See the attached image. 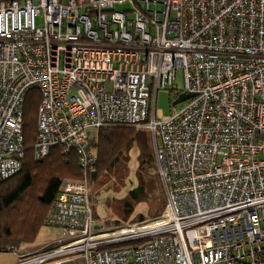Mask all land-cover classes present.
<instances>
[{
	"label": "built area",
	"instance_id": "1",
	"mask_svg": "<svg viewBox=\"0 0 264 264\" xmlns=\"http://www.w3.org/2000/svg\"><path fill=\"white\" fill-rule=\"evenodd\" d=\"M179 72L177 97H194L157 120ZM31 90L35 159L62 145L84 168L48 217L57 248L34 264H264V0H0V182L21 168ZM109 125L151 132L160 218L93 221L89 141Z\"/></svg>",
	"mask_w": 264,
	"mask_h": 264
},
{
	"label": "trees",
	"instance_id": "2",
	"mask_svg": "<svg viewBox=\"0 0 264 264\" xmlns=\"http://www.w3.org/2000/svg\"><path fill=\"white\" fill-rule=\"evenodd\" d=\"M39 103L40 94L36 90L26 94L23 107V137L26 150L21 160V168L0 182V253H16L21 246L36 243L44 226L52 229L48 224V217L62 184L84 176V168L74 149L58 145L53 147L46 157L35 159L33 148L37 136ZM138 136L135 127L109 125L98 129L94 138L89 141V148L96 158L92 170H86L89 181L92 182L89 199L93 207L100 202L101 192L96 191L105 188V183L110 180L114 183L117 181L115 170L121 167L122 155L127 153L134 141L138 144L141 161L146 158L154 159V154L139 142ZM93 170L94 177L91 176ZM88 186L90 187V183ZM122 201L123 221H104L107 226L119 228L127 222L138 224L145 220L158 219L163 215L167 198L155 161L150 163L148 171L140 173L138 185L132 188ZM141 203L150 206L148 215H133L135 208Z\"/></svg>",
	"mask_w": 264,
	"mask_h": 264
},
{
	"label": "rangeland",
	"instance_id": "3",
	"mask_svg": "<svg viewBox=\"0 0 264 264\" xmlns=\"http://www.w3.org/2000/svg\"><path fill=\"white\" fill-rule=\"evenodd\" d=\"M22 3V2H20ZM125 6H122L120 8H124ZM118 9V7H116ZM134 16L132 14L129 15V18L132 19ZM111 88V85H108V89ZM182 91V77L181 73H178V79L174 83V86L172 88L167 89H160L156 94V101H155V118L157 120H165L171 116V114L179 111L185 104H179L177 106H172V102L176 99V96L179 92ZM152 98H153V92H152ZM150 106L152 110V100L150 101ZM38 115V113H37ZM149 119H151V111L149 115ZM138 136V140L142 145L153 153V146H152V137L151 132L146 128V125L136 127L135 128ZM33 152V151H32ZM139 147L136 141L133 142L132 147L127 151L126 154L122 155L121 159V167H118L115 170L117 181L110 182L113 180H110L109 182L105 183L104 186H106L103 189L97 190L96 192H101L99 195V203L98 205H95L96 207H92L91 210L94 212L95 217L93 218V221L96 223L97 226H102L103 229L107 231H112V226H107L104 221H109L111 223H116L119 221H123L124 216L122 214V208L123 205L122 199L127 196L128 192L136 187L138 185V180L140 178V173L146 172L149 169V165L152 161H155L154 159L146 158V160L141 161L139 159ZM94 172V170H93ZM79 180H73V181H80ZM71 181V180H68ZM88 184L90 183L89 190L92 189V182L89 181V177H87ZM103 187V186H102ZM101 187V188H102ZM96 204V203H95ZM148 204L141 203L137 205L135 208L134 214H143L145 216L148 215L149 208ZM148 222V220H145ZM134 225V223H125L123 225H120L119 228H124L127 226ZM54 237V238H53ZM61 240L60 237H58L57 232L52 229H49L48 226H44L38 236L37 242L31 245H23L20 247L19 250H17L16 255H18L19 262L20 263H26V264H34L33 259L43 255L45 252L31 254L33 249H36L40 247V241L43 240L44 242L50 243L54 240ZM57 248V247H56ZM52 250H49L48 252H51ZM47 252V253H48ZM56 260V259H55ZM18 262V259L15 257V253H0V264H9V263H16ZM55 261L48 262V264L53 263Z\"/></svg>",
	"mask_w": 264,
	"mask_h": 264
},
{
	"label": "crops",
	"instance_id": "4",
	"mask_svg": "<svg viewBox=\"0 0 264 264\" xmlns=\"http://www.w3.org/2000/svg\"><path fill=\"white\" fill-rule=\"evenodd\" d=\"M93 218H98V217H94V215L92 216ZM54 238V237H53ZM57 240H58V238L56 239V240H54V241H52V242H50V243H47V242H44L43 240H41L40 242V247H38V248H36V249H33V251L31 252V254L33 253V254H36V253H41V252H45V253H47L49 250H54L55 248H56V246H57ZM9 253H12V254H14L15 252H9ZM17 253V252H16ZM16 253H15V257L18 259V262H16V263H9V264H18L19 263V258H18V255H16ZM62 259V257H60L58 260H61ZM53 261H55V260H53ZM79 262V261H78ZM77 263V262H76ZM75 264V263H74Z\"/></svg>",
	"mask_w": 264,
	"mask_h": 264
},
{
	"label": "water",
	"instance_id": "5",
	"mask_svg": "<svg viewBox=\"0 0 264 264\" xmlns=\"http://www.w3.org/2000/svg\"><path fill=\"white\" fill-rule=\"evenodd\" d=\"M192 97H194L193 94H181L172 102V106H177L179 104H183L185 101H187L188 99H190ZM91 176L94 177L95 172H93L91 174Z\"/></svg>",
	"mask_w": 264,
	"mask_h": 264
},
{
	"label": "bare ground",
	"instance_id": "6",
	"mask_svg": "<svg viewBox=\"0 0 264 264\" xmlns=\"http://www.w3.org/2000/svg\"><path fill=\"white\" fill-rule=\"evenodd\" d=\"M95 162H96V158H95ZM162 180V179H161ZM163 183V182H162ZM142 242H138V243H136L137 245H140ZM123 246H122V244H120V245H112V246H108L107 248L108 249H113V248H122Z\"/></svg>",
	"mask_w": 264,
	"mask_h": 264
}]
</instances>
